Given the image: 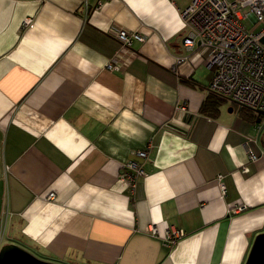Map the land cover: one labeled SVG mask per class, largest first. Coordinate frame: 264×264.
Listing matches in <instances>:
<instances>
[{"label":"crops","instance_id":"1","mask_svg":"<svg viewBox=\"0 0 264 264\" xmlns=\"http://www.w3.org/2000/svg\"><path fill=\"white\" fill-rule=\"evenodd\" d=\"M187 3L0 0L2 245L59 264H244L264 231V116L210 90L208 52L183 45ZM119 29L147 38L110 71ZM168 228L185 234L169 244Z\"/></svg>","mask_w":264,"mask_h":264},{"label":"built area","instance_id":"2","mask_svg":"<svg viewBox=\"0 0 264 264\" xmlns=\"http://www.w3.org/2000/svg\"><path fill=\"white\" fill-rule=\"evenodd\" d=\"M181 16L186 29L184 48L189 52L196 49L208 52V67L213 70L210 90L239 106L264 110V0H188ZM247 19H251L256 27H246L243 20ZM31 21V18H25L23 26ZM115 36L120 46L105 65L110 71L120 70L134 44L147 38L140 30L126 29L117 30ZM184 59L186 57L179 58L178 62ZM185 108L182 106V109ZM262 127L263 123H258L257 129ZM253 139L252 136L248 138L246 145ZM147 153V150H136V158L122 165L120 176L131 187L144 174L138 158H145ZM248 153L250 159L257 157L249 148ZM221 186L224 195L225 186L223 183ZM54 196L52 192L48 195L50 199ZM147 231L155 235L157 227L150 225ZM184 234L182 230L168 228L165 241L173 244Z\"/></svg>","mask_w":264,"mask_h":264},{"label":"water","instance_id":"3","mask_svg":"<svg viewBox=\"0 0 264 264\" xmlns=\"http://www.w3.org/2000/svg\"><path fill=\"white\" fill-rule=\"evenodd\" d=\"M262 41L264 42V37L262 38ZM251 110H253L257 114L264 116V110L261 109H251ZM0 264H59V263L45 260L19 244L5 243L0 247ZM244 264H264V231L256 235L255 240L249 250V253L246 257Z\"/></svg>","mask_w":264,"mask_h":264},{"label":"rangeland","instance_id":"4","mask_svg":"<svg viewBox=\"0 0 264 264\" xmlns=\"http://www.w3.org/2000/svg\"><path fill=\"white\" fill-rule=\"evenodd\" d=\"M243 24H245V26L248 27L249 29L256 27V26H254L255 23L251 19L243 20ZM257 29H259V28H257ZM233 103H232V101H230V100L227 99L226 101H224V107H229ZM242 108H243V110L241 111V109L239 108V105L236 104V103H234L233 104L234 114L237 115L240 112H242V113H247L248 112L247 111V108H245V107H242ZM5 242H7L6 239L4 240V243Z\"/></svg>","mask_w":264,"mask_h":264},{"label":"trees","instance_id":"5","mask_svg":"<svg viewBox=\"0 0 264 264\" xmlns=\"http://www.w3.org/2000/svg\"><path fill=\"white\" fill-rule=\"evenodd\" d=\"M241 110H243V108H242ZM247 111H248L247 114H248L250 117H254L255 120H256L257 122H260V121L263 120V116H262V115L257 114V113H255L254 111H251V110H249V109H247ZM25 248H26V247H25ZM26 249H28V248H26ZM28 250H31V249H28ZM32 251H33V250H31V252H32ZM33 253L36 254L37 256H39V254L36 253L35 251H33ZM39 257H41V256H39Z\"/></svg>","mask_w":264,"mask_h":264}]
</instances>
